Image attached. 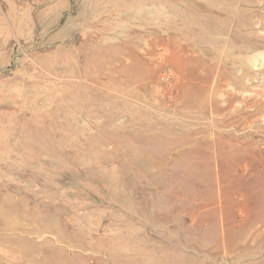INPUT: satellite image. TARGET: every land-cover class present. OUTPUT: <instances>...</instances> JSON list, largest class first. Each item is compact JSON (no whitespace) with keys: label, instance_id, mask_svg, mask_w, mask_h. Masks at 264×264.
I'll return each instance as SVG.
<instances>
[{"label":"rangeland","instance_id":"obj_1","mask_svg":"<svg viewBox=\"0 0 264 264\" xmlns=\"http://www.w3.org/2000/svg\"><path fill=\"white\" fill-rule=\"evenodd\" d=\"M0 264H264V0H0Z\"/></svg>","mask_w":264,"mask_h":264},{"label":"bare ground","instance_id":"obj_2","mask_svg":"<svg viewBox=\"0 0 264 264\" xmlns=\"http://www.w3.org/2000/svg\"><path fill=\"white\" fill-rule=\"evenodd\" d=\"M231 152H232V151H231ZM219 155H220V154H219ZM219 155H218V156H219ZM241 159H242V158H241ZM223 174H224V173H223Z\"/></svg>","mask_w":264,"mask_h":264}]
</instances>
